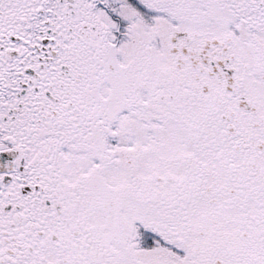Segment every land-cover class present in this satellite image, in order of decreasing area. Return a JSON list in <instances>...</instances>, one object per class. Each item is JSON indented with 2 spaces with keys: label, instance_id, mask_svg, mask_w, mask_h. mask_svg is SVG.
<instances>
[{
  "label": "snow or ice",
  "instance_id": "6c2138e0",
  "mask_svg": "<svg viewBox=\"0 0 264 264\" xmlns=\"http://www.w3.org/2000/svg\"><path fill=\"white\" fill-rule=\"evenodd\" d=\"M0 264H264V0H0Z\"/></svg>",
  "mask_w": 264,
  "mask_h": 264
}]
</instances>
